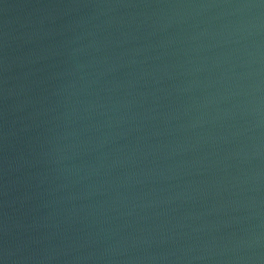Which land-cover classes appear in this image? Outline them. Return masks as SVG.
Here are the masks:
<instances>
[{
	"label": "water",
	"instance_id": "95a60500",
	"mask_svg": "<svg viewBox=\"0 0 264 264\" xmlns=\"http://www.w3.org/2000/svg\"><path fill=\"white\" fill-rule=\"evenodd\" d=\"M0 264H264V0H0Z\"/></svg>",
	"mask_w": 264,
	"mask_h": 264
}]
</instances>
